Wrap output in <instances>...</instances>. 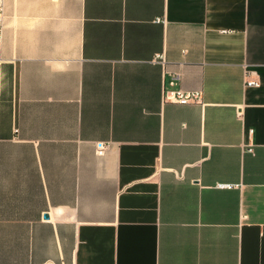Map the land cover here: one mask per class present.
I'll return each instance as SVG.
<instances>
[{"label": "crops", "instance_id": "crops-1", "mask_svg": "<svg viewBox=\"0 0 264 264\" xmlns=\"http://www.w3.org/2000/svg\"><path fill=\"white\" fill-rule=\"evenodd\" d=\"M5 10L0 264H264V0Z\"/></svg>", "mask_w": 264, "mask_h": 264}, {"label": "built area", "instance_id": "built-area-1", "mask_svg": "<svg viewBox=\"0 0 264 264\" xmlns=\"http://www.w3.org/2000/svg\"><path fill=\"white\" fill-rule=\"evenodd\" d=\"M5 0H0V63L4 60L3 57V44H4V32H5ZM163 57V56H162ZM164 59V57H163ZM248 85H259V81L250 80L247 81ZM165 98L180 103L189 102H202V91L200 90H185V89H170L165 92ZM106 149V144L103 142L98 143V152L103 153ZM222 186H225L222 184Z\"/></svg>", "mask_w": 264, "mask_h": 264}]
</instances>
